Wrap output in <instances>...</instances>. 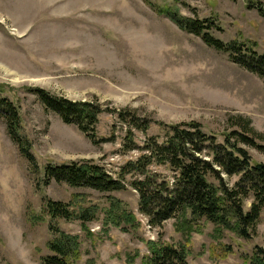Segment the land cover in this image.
<instances>
[{
  "label": "rangeland",
  "instance_id": "obj_1",
  "mask_svg": "<svg viewBox=\"0 0 264 264\" xmlns=\"http://www.w3.org/2000/svg\"><path fill=\"white\" fill-rule=\"evenodd\" d=\"M250 1L0 0V96L19 108L34 156L31 163L21 154L0 116V264H42L57 229L81 237L83 257L76 264H143L148 241L186 245L190 264H243L256 246L264 248V211L248 239L228 230L220 237L205 219L192 222L184 234L176 230L174 218L151 226L130 185L104 193L48 183L45 177L50 164L81 160H93L117 177L127 162L141 156L151 136L164 137L159 122L196 121L223 142L222 134L232 130L230 117L243 115L263 136L258 142L264 146L263 79L156 9L213 20L220 27L212 31L216 38L254 45L264 54V16ZM251 3L264 7V0ZM35 87L75 101H96L109 110L136 111L154 123L146 132L133 129L136 145L127 150V125L104 112L96 131L99 143H94L76 125L47 111L30 91ZM249 151L264 162V147ZM151 170L169 179L174 174L167 166ZM225 178L231 185L238 180ZM110 198L134 213L140 227L130 232L105 227L102 212L84 229L79 220L52 219L44 212L47 200L106 209ZM252 201L246 200V210Z\"/></svg>",
  "mask_w": 264,
  "mask_h": 264
},
{
  "label": "trees",
  "instance_id": "obj_2",
  "mask_svg": "<svg viewBox=\"0 0 264 264\" xmlns=\"http://www.w3.org/2000/svg\"><path fill=\"white\" fill-rule=\"evenodd\" d=\"M251 1L252 7L264 16V7ZM156 9L181 29L200 36L207 45L228 53L231 61L264 81V54L259 53L254 45L227 43L216 38L212 31L220 27L213 20L186 17L170 7ZM30 91L38 96L47 111L57 113L67 124L76 125L94 143H99L96 131L100 115L104 112L115 113L127 125L128 142L124 144L127 150L134 149L136 145L131 137L133 129L146 132L154 123L129 109L109 110L99 102L71 100L40 87ZM0 116L5 118L8 133L21 154L34 163L31 144L22 133L19 108L2 96ZM158 124L163 128L164 137L151 136L140 148L141 156L127 162L117 177L93 160H81L48 165L45 168L46 180L104 193L124 190L130 185L138 192L139 211L149 219L151 226H161L174 218L176 230L187 234L192 222L205 219L215 225V232L220 237L228 230L250 238L256 232L264 211V162L254 160L249 151L250 148L263 149L264 146L258 142L263 136L255 131L251 120L243 115L231 116L228 124L232 130L222 134L223 142L216 135L205 132L202 124L196 121ZM153 165L167 166L174 173L172 179L153 172ZM224 174L229 178L238 177V180L231 185ZM250 199L253 200L251 207L246 210L245 202ZM44 212L52 219L79 220L84 229L88 223L99 219L102 212L105 227L114 225L126 232L140 227L136 215L114 198H110L106 209L94 203L72 207V203L47 200ZM147 245L149 254L143 258V264H190L184 244L148 241ZM48 249L50 254L41 258L42 264H76L83 257L81 237L60 229L48 243ZM231 251L229 248L228 252ZM135 257H129V262H133ZM243 264H264V248L256 246L251 255H245Z\"/></svg>",
  "mask_w": 264,
  "mask_h": 264
}]
</instances>
